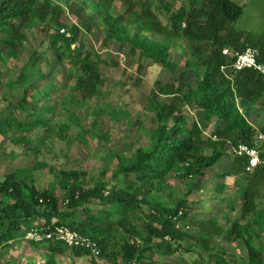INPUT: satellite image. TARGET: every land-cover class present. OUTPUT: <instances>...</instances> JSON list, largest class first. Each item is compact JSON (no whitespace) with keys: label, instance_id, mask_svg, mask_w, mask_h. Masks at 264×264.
I'll list each match as a JSON object with an SVG mask.
<instances>
[{"label":"trees","instance_id":"trees-1","mask_svg":"<svg viewBox=\"0 0 264 264\" xmlns=\"http://www.w3.org/2000/svg\"><path fill=\"white\" fill-rule=\"evenodd\" d=\"M117 1L124 4V9L114 13ZM90 3L106 25L104 42L113 38L127 40L130 52L150 57L157 66L173 69L169 57L174 45H185L189 58L184 64L194 68L195 83L154 82L147 101L154 123L148 144L136 147L128 155L109 154L107 160L115 161L109 176L92 179V184L87 186L78 180L75 171L59 170V186L64 191L66 204L55 192L41 193L40 203L37 192L31 189L27 198L22 190V177L27 174H7L0 183V205H5L1 211H7L11 219L4 223L0 219V246L21 234L24 236L31 228L51 230L65 225L96 240L100 254L106 238L119 231L123 264H154L159 256L175 253L181 242L211 251L216 237L226 242L241 240L246 248L247 264H264V208L257 206L260 191L264 189V162L246 172L247 158L234 156L226 145L229 141L235 145L257 146L264 160V142L256 140L257 131L241 109L264 97V77L252 68L232 69L233 57L222 53L224 48L242 52L250 46L256 49L257 62L264 65V34L252 36L232 26L242 13V6L233 0L198 3L189 0L175 11H170L169 3L164 0H144L140 8L133 0H92ZM163 12L168 14L165 22L159 17ZM63 13V7L54 0H0V42L7 45L8 56L17 57L19 43L25 41L26 32L39 24L42 31L49 33L47 49L69 65L65 77L75 79L68 88L71 107L64 122L55 129L61 139L69 141L83 129H77L80 119L76 108L100 94L104 79L93 52L82 50L77 39L79 27L63 22ZM61 28L70 35L60 32ZM45 52L34 49L20 74L7 82L11 87L22 89L19 103L31 104L32 109L37 107L38 100L26 85L44 76L40 63L48 60ZM223 65L228 66L225 71L221 69ZM27 70L32 73L27 75ZM50 90L52 85L43 96L49 97ZM160 96L167 99L160 100ZM192 104H196L202 116L215 117L218 139L204 137L202 127L188 121L183 107ZM42 111L34 119L18 121L10 110L5 118L9 125L14 120L16 128L27 132L49 121ZM229 154L230 165L219 176L239 177L240 181L234 184L239 189L240 215L229 221V227L219 225L215 219L194 217L189 225H183L191 213L187 196L196 182L207 177V169ZM106 172L107 169L103 174ZM170 173L187 180L186 190L178 197L163 190L162 184ZM223 188L218 183V189ZM228 200L233 202L234 198ZM93 201L104 208L92 209L88 204ZM39 205L41 210L37 209ZM29 240L33 244H45L52 253H62L67 248L77 255L89 253L62 241Z\"/></svg>","mask_w":264,"mask_h":264},{"label":"rangeland","instance_id":"rangeland-1","mask_svg":"<svg viewBox=\"0 0 264 264\" xmlns=\"http://www.w3.org/2000/svg\"><path fill=\"white\" fill-rule=\"evenodd\" d=\"M54 1L63 7V22L79 27L77 39L84 52H93L104 84L97 97L76 108L80 119V127L77 129L83 128L80 135H72L69 141L61 139L55 129L64 122L67 110L71 107L68 88L75 82L74 78L65 77L69 71L66 60H58L56 54L47 49L49 33L42 31V25L39 24L26 32L25 41L19 43L16 58L8 56L7 45L0 42V183L7 174L26 173L27 176L22 177V190L27 198L31 195V189L36 191L40 203L43 199L41 193L55 192L60 200H64V191L59 186V170L75 171L78 180L88 186L92 184V179H104L115 168V161L107 160L109 154L128 155L136 147L148 144L154 123L147 101L155 81L177 80L187 85L194 84L196 79L194 68L184 64L189 58L185 45H174L169 57L173 69L157 66L150 57L130 52L127 40L113 38L104 42L106 25L101 22L97 12L91 9L92 0L89 3L86 0ZM133 1L137 8L144 4V0ZM188 1L164 0L169 3L170 11H175L182 2ZM233 1L242 6V13L232 26L244 34H264V0ZM123 9L124 4L117 1L113 12H121ZM167 15L163 12L159 17L165 22ZM34 49L46 51L48 60L40 63L44 76L26 85V88H31L33 98L38 100L37 107L32 109L31 104L19 103L22 89L11 87L7 82L20 74L22 65ZM27 71V75L32 73V70ZM51 85L50 96L46 98L43 95ZM159 99L167 98L160 96ZM183 109L190 123L197 122L202 127L204 137L209 138L215 134L218 126L214 116H202L196 104L185 105ZM241 109L256 131L264 132V97ZM10 110L18 121L34 119L41 111L49 121L43 127L39 125L24 132L16 128L14 120L12 125L8 124L5 117ZM42 137L45 139L42 140ZM230 156L208 168V176L196 182L187 196L191 213L182 222L183 225H189L194 217L215 219L219 225L229 227V221L240 215L239 189L234 184L240 181L239 177L219 176L229 167ZM106 169V174H103ZM167 179L162 184L164 192L178 197L186 190L187 180L178 178L174 173L168 174ZM218 183H222L225 188L219 190ZM228 198H234V201ZM66 203L67 200H64ZM88 206L92 209L104 208L96 201ZM257 206L264 208V189L260 191ZM4 207L0 205L1 223L11 219L7 211H1ZM37 209L41 210L42 206H37ZM39 220L37 218V223ZM241 223H245V220ZM121 245L122 235L118 231L106 238L103 253L98 256L89 251L88 254L77 255L69 248L62 253H52L45 244L31 243L25 233L0 246V264H123ZM213 246L208 251L192 243L181 242L175 253L159 256L154 264H247V252L241 240L227 243L216 237Z\"/></svg>","mask_w":264,"mask_h":264},{"label":"built area","instance_id":"built-area-1","mask_svg":"<svg viewBox=\"0 0 264 264\" xmlns=\"http://www.w3.org/2000/svg\"><path fill=\"white\" fill-rule=\"evenodd\" d=\"M60 32L69 36L70 33L65 28H61ZM222 53L225 56L233 57L231 67L232 69L239 71L246 68H252L257 71L262 77H264V65L257 62L256 49L253 47H246L242 52H234L229 48H224ZM228 66L223 65L221 69L225 71ZM211 139H218L214 134L210 136ZM256 140L264 142V132L256 133ZM227 148L231 154L238 157H246L247 163L244 165L246 172L252 171L257 165L264 162L260 156V149L257 146H249L244 143L231 144L227 142ZM29 239L35 241H62L69 247H79L91 252L93 255L98 256L100 249L96 240L81 234L80 232L73 230L65 225L55 226L51 230H45L44 228H31L27 233Z\"/></svg>","mask_w":264,"mask_h":264},{"label":"crops","instance_id":"crops-1","mask_svg":"<svg viewBox=\"0 0 264 264\" xmlns=\"http://www.w3.org/2000/svg\"><path fill=\"white\" fill-rule=\"evenodd\" d=\"M218 238V237H217ZM220 239V238H219ZM224 242H226V241H224ZM227 243H230V242H227Z\"/></svg>","mask_w":264,"mask_h":264}]
</instances>
